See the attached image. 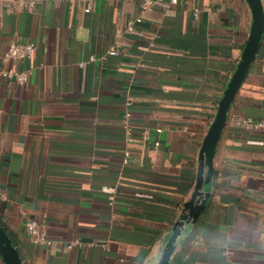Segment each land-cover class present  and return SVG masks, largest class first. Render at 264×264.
I'll use <instances>...</instances> for the list:
<instances>
[{
    "label": "crops",
    "instance_id": "0c3cea01",
    "mask_svg": "<svg viewBox=\"0 0 264 264\" xmlns=\"http://www.w3.org/2000/svg\"><path fill=\"white\" fill-rule=\"evenodd\" d=\"M31 1L0 0V54L13 40L37 44L32 59L0 57V70L27 72L24 83L0 74V226L23 264H151L193 191L251 10L245 0L145 11L143 0ZM127 97L131 143L121 132ZM246 117H264V35L203 172L208 202L168 264L264 259V130L245 129ZM102 186L114 188L112 204ZM29 220L45 225L49 245L30 240Z\"/></svg>",
    "mask_w": 264,
    "mask_h": 264
},
{
    "label": "water",
    "instance_id": "95a60500",
    "mask_svg": "<svg viewBox=\"0 0 264 264\" xmlns=\"http://www.w3.org/2000/svg\"><path fill=\"white\" fill-rule=\"evenodd\" d=\"M251 10L252 20L249 34L243 46L241 55L236 62L232 73L225 84L218 101L215 116L203 138L199 155L196 183L190 197L184 202L181 213L174 222L171 232L168 234L159 253V264H168L170 255L182 227L186 223L194 222L208 202V194L201 190L203 172L212 169V157L215 145L224 127L227 111L233 96L242 82L247 69L254 59L255 53L264 35V8L261 0H245ZM0 256L5 264H23L16 246L9 235L0 226Z\"/></svg>",
    "mask_w": 264,
    "mask_h": 264
},
{
    "label": "built area",
    "instance_id": "2783aa9c",
    "mask_svg": "<svg viewBox=\"0 0 264 264\" xmlns=\"http://www.w3.org/2000/svg\"><path fill=\"white\" fill-rule=\"evenodd\" d=\"M164 0H143L140 4L141 11H145L151 8L155 3L163 2ZM169 2H176L178 0H167ZM22 4L25 7H30L32 5L31 0H22ZM199 9L194 8L193 15L196 17L198 15ZM140 16L129 19L126 24L127 30H133V24L135 21H139ZM37 51V44L32 39L26 40H13L9 43L7 49L0 54V57L3 59H13L18 60L22 58L32 59ZM109 54L116 53L115 49L108 50ZM89 59H93V56L90 55ZM31 67H34V64L31 63ZM0 74L6 78L14 79L20 83H24L27 80V72L25 71H16L13 69H1ZM131 100L129 97L125 99V109L121 121V132L127 143H131L134 138V124L131 120V111L128 106L130 105ZM241 124L245 129H263L264 130V117L253 119L251 117H246L241 120ZM130 157L129 150L124 151L123 162L126 163ZM102 189L108 194L109 203H113L114 197V188L110 186H102ZM138 196H146L144 193H136ZM25 230L33 243L39 245H49L52 240L47 232L45 225L36 220H29L25 223ZM80 243L78 239H74L68 242V245ZM95 244L93 241L88 242L87 245ZM261 264H264V259Z\"/></svg>",
    "mask_w": 264,
    "mask_h": 264
},
{
    "label": "clouds",
    "instance_id": "9594fccd",
    "mask_svg": "<svg viewBox=\"0 0 264 264\" xmlns=\"http://www.w3.org/2000/svg\"><path fill=\"white\" fill-rule=\"evenodd\" d=\"M149 260L151 261V264H159V253L154 250L150 254Z\"/></svg>",
    "mask_w": 264,
    "mask_h": 264
}]
</instances>
